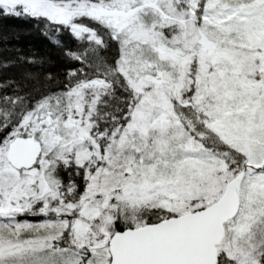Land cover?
I'll use <instances>...</instances> for the list:
<instances>
[{
  "label": "snow or ice",
  "instance_id": "snow-or-ice-1",
  "mask_svg": "<svg viewBox=\"0 0 264 264\" xmlns=\"http://www.w3.org/2000/svg\"><path fill=\"white\" fill-rule=\"evenodd\" d=\"M0 18V264H264V0Z\"/></svg>",
  "mask_w": 264,
  "mask_h": 264
},
{
  "label": "trees",
  "instance_id": "trees-1",
  "mask_svg": "<svg viewBox=\"0 0 264 264\" xmlns=\"http://www.w3.org/2000/svg\"><path fill=\"white\" fill-rule=\"evenodd\" d=\"M21 24H23L22 21L0 18V36H2L3 33L9 28ZM9 43H17V41L11 40ZM19 44L24 48L26 52H31L32 49H36L40 52L44 51V38L37 34L23 35L19 41ZM29 45H31V48L29 47ZM14 55V52L5 49V42L3 41V39H0V59H3L5 57H12ZM5 72L14 73L16 72V69L12 67L8 69L0 68V77H2Z\"/></svg>",
  "mask_w": 264,
  "mask_h": 264
}]
</instances>
